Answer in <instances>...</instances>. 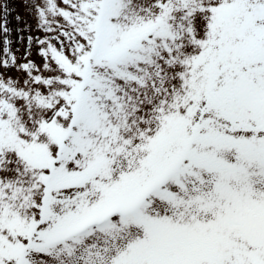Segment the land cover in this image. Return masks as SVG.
I'll return each instance as SVG.
<instances>
[{"label":"snow or ice","instance_id":"obj_1","mask_svg":"<svg viewBox=\"0 0 264 264\" xmlns=\"http://www.w3.org/2000/svg\"><path fill=\"white\" fill-rule=\"evenodd\" d=\"M25 7L14 41L0 5V264H264V0Z\"/></svg>","mask_w":264,"mask_h":264},{"label":"rangeland","instance_id":"obj_2","mask_svg":"<svg viewBox=\"0 0 264 264\" xmlns=\"http://www.w3.org/2000/svg\"><path fill=\"white\" fill-rule=\"evenodd\" d=\"M9 6H10V15L8 16V27L12 29V39L15 41L17 40V29H25L28 25H31L32 28H35V21L33 18L29 15L28 10L26 9L25 5L27 3V0H8ZM3 0H0V5H2ZM19 15L21 17V21L17 22L15 17ZM2 17L3 13L0 11V23H2ZM33 35H42L40 33L33 32ZM25 36L28 35L27 32L24 33ZM26 47V42L25 44H20V43H13L12 49L15 51L16 49H19L18 52H16L18 57H23L24 56V51ZM3 48V35L0 34V50ZM36 51L37 49L33 47L32 52L33 56L32 59L36 60L38 63L40 62V59L38 56H36ZM0 54H2V51H0ZM22 62V61H21ZM12 75H15L16 73L13 72L11 73Z\"/></svg>","mask_w":264,"mask_h":264}]
</instances>
